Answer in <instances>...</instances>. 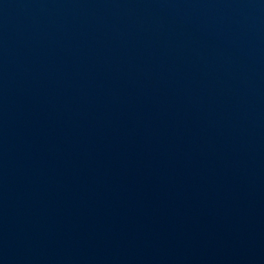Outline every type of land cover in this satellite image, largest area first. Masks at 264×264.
I'll return each instance as SVG.
<instances>
[{"label":"water","instance_id":"95a60500","mask_svg":"<svg viewBox=\"0 0 264 264\" xmlns=\"http://www.w3.org/2000/svg\"><path fill=\"white\" fill-rule=\"evenodd\" d=\"M0 264H264V0H0Z\"/></svg>","mask_w":264,"mask_h":264}]
</instances>
